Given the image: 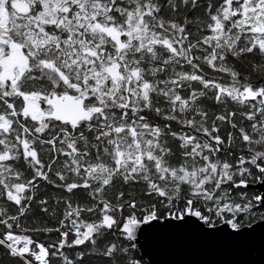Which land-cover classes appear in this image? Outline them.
I'll return each mask as SVG.
<instances>
[{"label":"snow or ice","instance_id":"snow-or-ice-1","mask_svg":"<svg viewBox=\"0 0 264 264\" xmlns=\"http://www.w3.org/2000/svg\"><path fill=\"white\" fill-rule=\"evenodd\" d=\"M264 0H0V264H151L144 229L264 226Z\"/></svg>","mask_w":264,"mask_h":264},{"label":"water","instance_id":"water-1","mask_svg":"<svg viewBox=\"0 0 264 264\" xmlns=\"http://www.w3.org/2000/svg\"><path fill=\"white\" fill-rule=\"evenodd\" d=\"M264 191L259 185L252 187ZM144 258L151 264H262L264 226L242 237L204 233L192 226L144 229L139 237Z\"/></svg>","mask_w":264,"mask_h":264},{"label":"trees","instance_id":"trees-1","mask_svg":"<svg viewBox=\"0 0 264 264\" xmlns=\"http://www.w3.org/2000/svg\"><path fill=\"white\" fill-rule=\"evenodd\" d=\"M248 191H249V192H257V190L254 189V188H252V187H250V188L248 189ZM262 264H264V263H262Z\"/></svg>","mask_w":264,"mask_h":264}]
</instances>
